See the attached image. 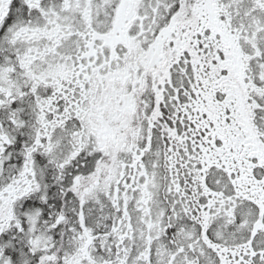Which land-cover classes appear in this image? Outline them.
<instances>
[{"label":"snow or ice","instance_id":"6c2138e0","mask_svg":"<svg viewBox=\"0 0 264 264\" xmlns=\"http://www.w3.org/2000/svg\"><path fill=\"white\" fill-rule=\"evenodd\" d=\"M0 264H264V0H0Z\"/></svg>","mask_w":264,"mask_h":264}]
</instances>
